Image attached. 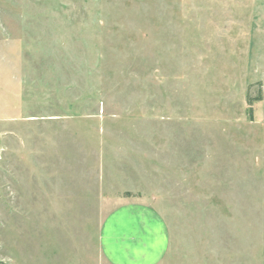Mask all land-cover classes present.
<instances>
[{
    "label": "rangeland",
    "instance_id": "374dc122",
    "mask_svg": "<svg viewBox=\"0 0 264 264\" xmlns=\"http://www.w3.org/2000/svg\"><path fill=\"white\" fill-rule=\"evenodd\" d=\"M127 202L166 264H264V0H0V264H91Z\"/></svg>",
    "mask_w": 264,
    "mask_h": 264
},
{
    "label": "crops",
    "instance_id": "0c3cea01",
    "mask_svg": "<svg viewBox=\"0 0 264 264\" xmlns=\"http://www.w3.org/2000/svg\"><path fill=\"white\" fill-rule=\"evenodd\" d=\"M169 240L167 225L154 207L123 203L101 221L99 259L91 264H166Z\"/></svg>",
    "mask_w": 264,
    "mask_h": 264
},
{
    "label": "trees",
    "instance_id": "16d2710c",
    "mask_svg": "<svg viewBox=\"0 0 264 264\" xmlns=\"http://www.w3.org/2000/svg\"><path fill=\"white\" fill-rule=\"evenodd\" d=\"M249 105H251V102H250V100H249ZM249 111H250V112L252 111V110H251V107H250V110H249Z\"/></svg>",
    "mask_w": 264,
    "mask_h": 264
}]
</instances>
